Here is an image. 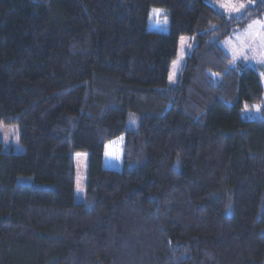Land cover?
<instances>
[{
    "label": "trees",
    "instance_id": "16d2710c",
    "mask_svg": "<svg viewBox=\"0 0 264 264\" xmlns=\"http://www.w3.org/2000/svg\"><path fill=\"white\" fill-rule=\"evenodd\" d=\"M253 17L264 0H0V122L24 146L0 142V264H264V107L241 114L263 89L218 44Z\"/></svg>",
    "mask_w": 264,
    "mask_h": 264
},
{
    "label": "rangeland",
    "instance_id": "374dc122",
    "mask_svg": "<svg viewBox=\"0 0 264 264\" xmlns=\"http://www.w3.org/2000/svg\"><path fill=\"white\" fill-rule=\"evenodd\" d=\"M217 8L224 10L229 16H237L241 14L244 9L253 4V0H208ZM243 3L246 5L240 11H233V8H239ZM152 8L149 13L148 26L151 30L167 32L166 22L164 20L163 9H160L162 14L159 16L153 15ZM254 21H261V24L253 25ZM252 25L250 28L249 26ZM183 38L184 43L181 44ZM192 37L180 36L178 40V49L175 59L171 62L168 74V84L175 85L178 81V76L181 67L185 61V56L188 53L192 44ZM219 46L229 56V67H235L238 63L248 65L257 72L260 77V82L263 89L262 102L255 103L248 107L247 110L243 108L242 116L253 118L259 115L260 111H256L254 106H259L260 110L264 107V17L249 19L244 25L233 26L228 35L218 40ZM171 77V79H169ZM0 142L4 149L12 150L15 153L24 151V146L19 141L18 127L14 124H4L0 122ZM80 154V155H77ZM74 165L76 172V183L74 199L77 202L83 201L85 196V179L87 173L88 155L86 152H74ZM30 177L20 176L17 181L19 183H30Z\"/></svg>",
    "mask_w": 264,
    "mask_h": 264
},
{
    "label": "snow or ice",
    "instance_id": "6c2138e0",
    "mask_svg": "<svg viewBox=\"0 0 264 264\" xmlns=\"http://www.w3.org/2000/svg\"><path fill=\"white\" fill-rule=\"evenodd\" d=\"M246 7V5L245 4H243V3H241L240 5H239V8H233V11H240L241 9H244ZM152 14L153 15H156V16H159V15H161L162 14V12H161V10L160 9H153L152 10ZM164 20H165V22H167V17L165 16L164 17ZM258 24H261V21H254L253 22V25H258ZM250 28L252 27V25H250L249 26ZM184 43V40H183V38L181 39V44H183ZM169 79H171V77L169 78ZM255 107V109H256V111H260V107L259 106H254ZM248 109V105H245V110H247ZM121 139H123V138H121ZM77 155H80V154H77ZM106 155H112V153L111 152H106Z\"/></svg>",
    "mask_w": 264,
    "mask_h": 264
}]
</instances>
